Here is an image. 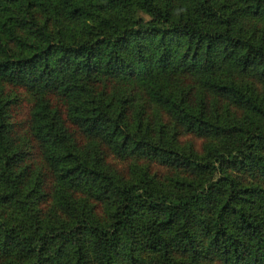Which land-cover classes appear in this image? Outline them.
<instances>
[{
	"label": "trees",
	"instance_id": "1",
	"mask_svg": "<svg viewBox=\"0 0 264 264\" xmlns=\"http://www.w3.org/2000/svg\"><path fill=\"white\" fill-rule=\"evenodd\" d=\"M0 81V264H264V0H0Z\"/></svg>",
	"mask_w": 264,
	"mask_h": 264
},
{
	"label": "rangeland",
	"instance_id": "2",
	"mask_svg": "<svg viewBox=\"0 0 264 264\" xmlns=\"http://www.w3.org/2000/svg\"><path fill=\"white\" fill-rule=\"evenodd\" d=\"M185 76H183V79H186ZM188 78L189 80L191 79L193 83H195L194 77L188 75ZM113 82L116 81L109 79L106 82V85L111 88L113 87ZM129 84L132 85L131 83ZM101 85H103V82L101 83ZM126 88H129V90H131L133 93H137L139 87L135 86L133 88H130L125 85V90ZM0 94L3 99H8L7 104L9 105V111H10L9 120L13 122V130L15 131L25 130L28 124V114L31 106L32 94L29 92V90L25 89L23 86L13 85L11 83H6L2 81H0ZM50 96L51 95H48L47 97L49 99L48 102L50 103V105L52 107L55 106L58 107V109H60V111L62 112L63 107L61 102L56 97H50ZM61 117L62 118L64 117L63 113L61 114ZM64 121L67 123L66 119ZM178 138L182 142H189L192 145V147L195 148L196 150L200 148L202 141L201 137L195 136L191 133L179 132ZM31 150H32V155H31L32 161L35 164H38L37 162L38 155L36 154L37 148L33 146ZM105 158L106 161H108L110 164H112L113 166L115 165V167L120 170H123L126 163L125 160L115 159L109 154H107ZM148 167L150 171H152V173H154L157 178H161L163 175L170 174L173 171H175V169H173L172 167H168L167 165L164 166L160 163L153 161L149 162Z\"/></svg>",
	"mask_w": 264,
	"mask_h": 264
}]
</instances>
